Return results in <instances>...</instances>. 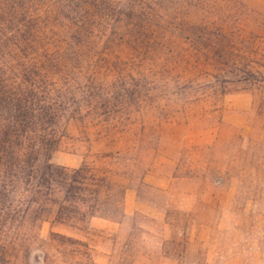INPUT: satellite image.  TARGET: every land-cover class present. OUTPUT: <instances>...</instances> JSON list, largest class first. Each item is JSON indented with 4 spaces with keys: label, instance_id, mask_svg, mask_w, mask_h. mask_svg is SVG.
Segmentation results:
<instances>
[{
    "label": "rangeland",
    "instance_id": "rangeland-1",
    "mask_svg": "<svg viewBox=\"0 0 264 264\" xmlns=\"http://www.w3.org/2000/svg\"><path fill=\"white\" fill-rule=\"evenodd\" d=\"M0 264H264V0H0Z\"/></svg>",
    "mask_w": 264,
    "mask_h": 264
},
{
    "label": "trees",
    "instance_id": "trees-1",
    "mask_svg": "<svg viewBox=\"0 0 264 264\" xmlns=\"http://www.w3.org/2000/svg\"><path fill=\"white\" fill-rule=\"evenodd\" d=\"M12 19V18H11ZM10 18L5 17L4 22L7 24L12 21ZM5 25V23H3ZM39 154H37L36 160L40 161L39 164L36 165L37 167V175H34L32 178V181L29 180H23V177H19V182H16L19 186L25 185L29 187V190L31 189V195L33 197L34 202H38L39 198L43 197L44 194L51 195L55 189L52 187L58 180H65V181H70L69 187H68V194L65 197V201L68 204H77L79 203L80 195L82 194L81 191L83 190V177L82 175H61L64 174V170L61 167L54 166L51 163L48 164L47 161H43V153L42 157L40 156V150L38 151ZM27 162H22L24 167L29 168V165ZM29 163V162H28ZM36 163H33L32 165L30 164L31 167H34ZM27 176V175H26ZM25 191H28L26 189ZM36 197V199H35ZM73 200V201H72ZM44 201V200H43ZM42 201V202H43ZM75 208V207H74ZM63 209V208H62ZM63 212V211H62ZM72 212V210H71ZM79 213V214H78ZM86 212H77V215H69L68 214V219L69 220H78L81 221V219H85ZM91 216L93 214H90ZM79 216V217H78ZM60 218V216H57Z\"/></svg>",
    "mask_w": 264,
    "mask_h": 264
}]
</instances>
